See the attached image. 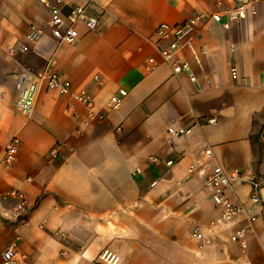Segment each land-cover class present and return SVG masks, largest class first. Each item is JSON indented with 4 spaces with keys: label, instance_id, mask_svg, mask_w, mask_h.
<instances>
[{
    "label": "crops",
    "instance_id": "crops-1",
    "mask_svg": "<svg viewBox=\"0 0 264 264\" xmlns=\"http://www.w3.org/2000/svg\"><path fill=\"white\" fill-rule=\"evenodd\" d=\"M65 1L86 6L99 29L79 26L73 44L59 43L39 0H0V155L12 136L21 141L13 166H0V195L16 188L29 203L26 223L0 228V264H86L104 249L115 264H264V147L256 165L253 143L264 141V0L228 29L210 20L195 28L199 63L187 48L162 60L154 30L230 0ZM31 25L42 33L28 44ZM48 60L73 88H88L91 106L43 89L32 115L20 113V75ZM120 88L126 95L107 111ZM189 126L180 136L167 131ZM206 163L239 172L233 197L246 207L250 181L260 183L255 220L239 213L211 223L218 211ZM11 204L0 197V209ZM195 228L210 243L192 236ZM240 228L245 247L230 239ZM11 241L16 255L5 263Z\"/></svg>",
    "mask_w": 264,
    "mask_h": 264
},
{
    "label": "built area",
    "instance_id": "built-area-1",
    "mask_svg": "<svg viewBox=\"0 0 264 264\" xmlns=\"http://www.w3.org/2000/svg\"><path fill=\"white\" fill-rule=\"evenodd\" d=\"M39 2L48 9L49 18L47 24L50 27L52 36L59 43L73 44L79 36V26H82L86 31L99 29V19L97 16L89 14L86 6L68 4L65 0H39ZM255 13L254 0H230L228 8L223 10L210 13L196 11L180 23L171 24L161 22L154 30L158 52L162 60L170 61L180 49L187 48L196 63H199V52L195 49L192 42V34L195 28L203 22L210 20L219 23L224 29H228L233 21L244 18L248 14L254 15ZM41 33L42 29L40 27L31 25L26 34L27 43H34ZM17 50L19 52H25L28 50V45H21ZM15 51L16 49L14 48L9 49L10 54H14ZM149 61L150 65L148 68H154L156 65L154 59L150 58ZM182 69L187 70L188 64L185 62L182 63ZM230 73L233 78H237L238 73L235 66L230 68ZM190 78L191 80L195 79L193 75ZM92 79L98 84L101 83V79L97 74L93 75ZM17 87L18 95L16 106L20 113L27 118L32 115L35 100L43 89L56 91L60 95H67L74 101L87 106H91L93 100L88 88H73L70 80L55 70L50 60L46 62L41 71L34 72L30 69H25L18 79ZM125 95L126 91L124 89H118V92L111 95L108 99L106 110L110 111L117 108ZM191 127H168L167 131L172 135L180 136L189 133ZM20 143L21 141L17 136H12L8 140L0 155V166L2 168L9 169L13 166L17 159ZM205 154L210 156L211 150L206 149ZM148 159L154 163L159 162L158 158L152 155L148 156ZM164 163L170 166L173 161L168 159ZM205 166H211V173L206 179L205 186L210 191L212 202L218 211V215L211 223L227 222L239 213L245 214L251 221L255 220L256 217L252 209L260 201V183L254 180L250 181V193L248 197L250 206L246 207L243 202L233 197L234 184L239 179V172L232 171L227 173L218 164L211 165L210 163H206ZM0 197L2 199L12 200L10 207L0 209V228L4 227L7 223H12L16 226L27 222L29 203L22 191L16 188H10L5 190ZM192 236L205 243H210V240L204 238L198 228L193 230ZM230 239L241 247H245L244 229L234 230L230 235ZM15 255L16 244L11 241L3 251L4 262H12ZM116 261L117 256L111 251L104 249L96 259L90 260L86 264H115Z\"/></svg>",
    "mask_w": 264,
    "mask_h": 264
},
{
    "label": "rangeland",
    "instance_id": "rangeland-1",
    "mask_svg": "<svg viewBox=\"0 0 264 264\" xmlns=\"http://www.w3.org/2000/svg\"><path fill=\"white\" fill-rule=\"evenodd\" d=\"M262 147H264V141H256L254 142V151H255V155H258V152L262 151Z\"/></svg>",
    "mask_w": 264,
    "mask_h": 264
},
{
    "label": "trees",
    "instance_id": "trees-1",
    "mask_svg": "<svg viewBox=\"0 0 264 264\" xmlns=\"http://www.w3.org/2000/svg\"><path fill=\"white\" fill-rule=\"evenodd\" d=\"M257 138H258L257 135H254V136H253V143L256 142V141H258ZM261 154H262V153L259 151V152H258V155H257L258 157H257V160H256V165H258V164L260 163L261 156H262Z\"/></svg>",
    "mask_w": 264,
    "mask_h": 264
}]
</instances>
